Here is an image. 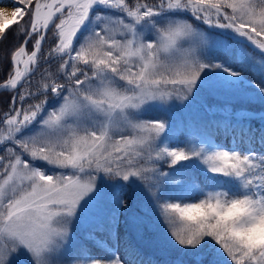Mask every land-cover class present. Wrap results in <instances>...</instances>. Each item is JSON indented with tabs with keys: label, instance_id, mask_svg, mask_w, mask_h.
Listing matches in <instances>:
<instances>
[{
	"label": "snow or ice",
	"instance_id": "snow-or-ice-1",
	"mask_svg": "<svg viewBox=\"0 0 264 264\" xmlns=\"http://www.w3.org/2000/svg\"><path fill=\"white\" fill-rule=\"evenodd\" d=\"M0 76V264H264V0H0Z\"/></svg>",
	"mask_w": 264,
	"mask_h": 264
},
{
	"label": "trees",
	"instance_id": "trees-1",
	"mask_svg": "<svg viewBox=\"0 0 264 264\" xmlns=\"http://www.w3.org/2000/svg\"><path fill=\"white\" fill-rule=\"evenodd\" d=\"M10 39H11V35H10ZM45 47H47V45H45ZM246 75L249 77V79H256V77L253 76L251 73H246ZM2 78L3 77L0 76V79H2ZM9 97H10V93L0 92V109H6L7 108V103H8ZM250 107L256 111H259L261 109V106L255 102ZM253 125L258 126L259 122H253ZM144 209H146V208H144ZM138 210L143 211V208H140ZM146 212L147 211H145V213ZM147 227H150V226H147V225L143 226V229L141 231V235L139 237H136V235L132 233L131 229H128V235H129L130 240L134 244H137L142 248L145 258L151 259L152 261H154V264H165L166 261L175 259L178 254L173 250L170 253L161 252L160 254H157V253H154L153 251H151L152 246L150 244L149 239L151 238L152 231L147 230Z\"/></svg>",
	"mask_w": 264,
	"mask_h": 264
},
{
	"label": "rangeland",
	"instance_id": "rangeland-1",
	"mask_svg": "<svg viewBox=\"0 0 264 264\" xmlns=\"http://www.w3.org/2000/svg\"><path fill=\"white\" fill-rule=\"evenodd\" d=\"M257 59H259V56H257ZM254 122H259V121H254ZM137 215L144 216L145 220H147V216H145V211L146 209L143 208V211H139L138 209H134ZM132 233L136 235V237H139L141 235V231L143 229V226H141L140 232L138 233L136 228L134 226L130 227ZM147 230L152 231L151 233V238L149 239L150 244L152 246V250L154 253L160 254L161 252L165 253H170L172 250L167 249L164 247L158 240V235L154 227H147ZM148 233V232H147ZM142 242V241H141Z\"/></svg>",
	"mask_w": 264,
	"mask_h": 264
}]
</instances>
